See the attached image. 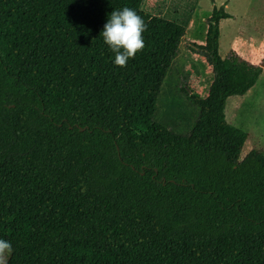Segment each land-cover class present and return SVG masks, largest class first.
I'll return each mask as SVG.
<instances>
[{
	"label": "trees",
	"instance_id": "trees-1",
	"mask_svg": "<svg viewBox=\"0 0 264 264\" xmlns=\"http://www.w3.org/2000/svg\"><path fill=\"white\" fill-rule=\"evenodd\" d=\"M145 0H0V240L5 264H264V150L228 123L263 67L219 54L208 19L206 98L177 133L156 119L186 28ZM143 19L123 67L100 32L112 9Z\"/></svg>",
	"mask_w": 264,
	"mask_h": 264
},
{
	"label": "rangeland",
	"instance_id": "rangeland-1",
	"mask_svg": "<svg viewBox=\"0 0 264 264\" xmlns=\"http://www.w3.org/2000/svg\"><path fill=\"white\" fill-rule=\"evenodd\" d=\"M231 15L220 22L219 54L226 58L235 53L263 72L243 96L230 97L226 119L247 133L241 152L243 159L251 150H264V0H145L143 9L153 15L175 21L186 28L185 38L166 76L158 100L156 119L177 133H189L197 121L199 108L192 104L182 87L206 98L214 73L207 58L193 50L206 44L208 19L214 8ZM9 252L0 248V264Z\"/></svg>",
	"mask_w": 264,
	"mask_h": 264
},
{
	"label": "clouds",
	"instance_id": "clouds-1",
	"mask_svg": "<svg viewBox=\"0 0 264 264\" xmlns=\"http://www.w3.org/2000/svg\"><path fill=\"white\" fill-rule=\"evenodd\" d=\"M144 30L143 19L132 8L112 9L100 35L114 54L112 60L114 65L125 66L127 60L143 48L142 33ZM0 248L10 250L11 244L6 240H0Z\"/></svg>",
	"mask_w": 264,
	"mask_h": 264
}]
</instances>
